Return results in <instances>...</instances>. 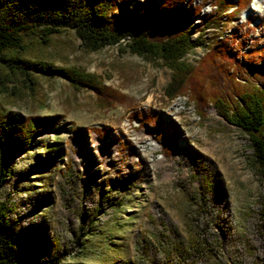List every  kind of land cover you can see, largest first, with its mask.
Instances as JSON below:
<instances>
[{
    "label": "rangeland",
    "instance_id": "1",
    "mask_svg": "<svg viewBox=\"0 0 264 264\" xmlns=\"http://www.w3.org/2000/svg\"><path fill=\"white\" fill-rule=\"evenodd\" d=\"M192 4L201 7L193 20L195 39L212 8L202 0ZM236 26L242 50L264 44V0H251L223 31L228 35ZM204 33L210 37L213 30ZM37 41L28 39L30 57L53 67L81 68L125 100L103 108L93 91L41 74L31 78L29 88L13 75L1 80L2 111L61 116L13 162L0 189L20 242L51 257L60 254L58 264L264 263V176L245 132L227 124L211 105L199 116L186 97L169 101L164 89L170 71L129 54L124 44L91 52L72 31L53 35L45 46ZM205 53V46L195 47L183 61L197 67ZM134 113H155L169 132L175 123L170 156L138 127ZM75 127L84 129L77 141L71 136ZM202 176L215 190L203 193ZM96 209L104 213L92 226L95 234L79 247L74 241L80 216L88 221Z\"/></svg>",
    "mask_w": 264,
    "mask_h": 264
},
{
    "label": "trees",
    "instance_id": "2",
    "mask_svg": "<svg viewBox=\"0 0 264 264\" xmlns=\"http://www.w3.org/2000/svg\"><path fill=\"white\" fill-rule=\"evenodd\" d=\"M202 2L212 10L202 17L193 39L197 28L193 20L201 7L194 6L192 0H0V83L4 76L13 75L27 82L29 88L31 78L37 74L58 77L75 90L93 91L101 106L108 108L122 103L125 97L81 68L53 67L30 57L28 39L45 46L53 35L72 31L87 51L124 44L129 54L159 62L170 71L164 89L169 101L186 97L199 116L211 105L227 124L245 132L253 148V161L264 176V44L242 50L245 47L239 41V26L228 35L223 31L251 0ZM209 29L213 34L207 37L204 32ZM248 34L244 31L242 39ZM200 46L206 47V53L197 67L185 64L186 53ZM132 117L140 129L155 138L163 155L172 154L175 123H171L169 132L155 113H134ZM60 120L58 115L16 117L0 108V189L11 177L13 162L28 153L37 138L52 131ZM83 132L75 127L72 139L77 141ZM197 164L196 159L195 167ZM201 183L204 194L215 190L208 176H202ZM10 212L8 203L0 199V264H58L60 254L51 257L45 249L34 251L29 242H20L11 231ZM103 213L96 209L88 221L80 216L79 234L74 241L77 246L83 247L87 236L95 234L91 233L92 226Z\"/></svg>",
    "mask_w": 264,
    "mask_h": 264
},
{
    "label": "bare ground",
    "instance_id": "3",
    "mask_svg": "<svg viewBox=\"0 0 264 264\" xmlns=\"http://www.w3.org/2000/svg\"><path fill=\"white\" fill-rule=\"evenodd\" d=\"M260 1H261V0H254V3H255V4H260Z\"/></svg>",
    "mask_w": 264,
    "mask_h": 264
}]
</instances>
